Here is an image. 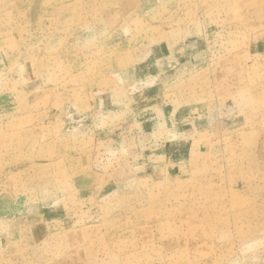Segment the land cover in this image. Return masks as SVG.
<instances>
[{
    "label": "rangeland",
    "instance_id": "obj_1",
    "mask_svg": "<svg viewBox=\"0 0 264 264\" xmlns=\"http://www.w3.org/2000/svg\"><path fill=\"white\" fill-rule=\"evenodd\" d=\"M0 264H264V0H0Z\"/></svg>",
    "mask_w": 264,
    "mask_h": 264
}]
</instances>
